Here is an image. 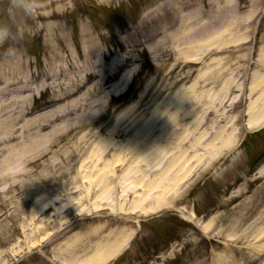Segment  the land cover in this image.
Masks as SVG:
<instances>
[{
  "label": "rangeland",
  "instance_id": "1",
  "mask_svg": "<svg viewBox=\"0 0 264 264\" xmlns=\"http://www.w3.org/2000/svg\"><path fill=\"white\" fill-rule=\"evenodd\" d=\"M43 1L0 0V68L21 72V81L30 80L35 90L46 88L30 97L28 105L32 107L52 99L53 84L59 83L75 89L74 96L64 103L86 94L88 102L100 100L101 104L94 109V115L84 108L52 123L33 146L13 152L18 158L11 163L1 160L8 152L2 149L0 173L13 178L0 184V264H27L32 258L37 262L39 254L33 252L45 245H50L47 254L52 258V248L66 242L54 240L61 225L66 227L75 221L65 229L71 235L76 233L80 222L96 223L100 218L107 222L112 211L129 208L132 216L146 219L142 224L147 227L133 235L136 241L130 240L122 248L127 254L110 264H213V249L219 255L233 254L234 264H264V171L259 173L253 167V161L264 150V130L256 133L260 138L249 137L264 125L248 128L253 116L237 118V111L247 110L249 102H264V96L261 97L264 89H254L258 75L252 74L256 71L258 48L255 33L257 28L264 30V0H183L189 3L195 21L179 42L169 36L180 25L161 28V24L169 21L177 0L174 3L165 0L170 4L163 5L155 2L149 10H144L145 7L141 12L139 9L146 0H65L64 11L50 10L47 16L41 12ZM57 16H61L62 36L46 31L45 25ZM87 28L98 43V49L89 58L84 56L85 46L80 43L81 31ZM150 29L156 32L151 35ZM48 33L55 35L57 42L60 40L59 45L54 42L48 47L67 58L64 66L51 60L53 49L47 52ZM182 46L194 51L187 52L186 58L180 56ZM7 61L12 65L7 67ZM130 70L132 74L127 81L115 87L119 83L116 79ZM135 78L136 84L130 90L129 83ZM133 94V100L124 101ZM185 96L189 99L184 110L191 112L188 121L194 123L199 119L197 123L201 122V130L209 141L219 131L235 135L234 147L221 153L217 150L218 140L209 145L213 161L205 175L214 173L216 166L221 167L216 172L218 180L211 185L212 190L222 195L215 202L232 200L228 208L221 205L212 210L214 203L209 197L198 201L199 212L214 211L218 215L215 214L217 219L209 229L213 242L199 241L191 232L193 225L185 229L183 225L175 226L176 219L163 222L155 217L161 211L141 214L139 200L147 189L141 182L134 185L142 177L140 174L130 179L133 171L129 167L136 163V158H128L131 150L127 147L135 131L128 129L138 130L150 124L158 104L170 105L164 114L169 117L175 110L171 108L173 102H182ZM117 103L125 106L116 110ZM56 107L32 116H47L45 113ZM56 126L65 127L51 136L50 130ZM108 141L119 144L123 155L115 158L113 153L109 154ZM77 143L81 148L75 152ZM15 145L13 140L7 147L13 149ZM76 153L77 158L66 161L68 155ZM23 160L29 165H23ZM115 162H119L114 166L115 172L110 173ZM28 168H32V174L25 173ZM63 169L67 174L58 177ZM204 178H198L196 183ZM129 185L137 186L136 191H130L124 198V186ZM237 189L241 193L235 194ZM235 202L239 203L234 205ZM80 212L87 217L77 219ZM207 220L204 216L199 221L204 226ZM133 224L136 230V221ZM170 233L183 246H174L168 255L165 243ZM188 241L190 245L186 246ZM223 241L236 246L233 253H226ZM31 253L34 256L30 257Z\"/></svg>",
  "mask_w": 264,
  "mask_h": 264
},
{
  "label": "bare ground",
  "instance_id": "2",
  "mask_svg": "<svg viewBox=\"0 0 264 264\" xmlns=\"http://www.w3.org/2000/svg\"><path fill=\"white\" fill-rule=\"evenodd\" d=\"M55 1V7L59 8V4L61 3L60 0ZM184 8L185 4H181L178 7L176 6L175 16L181 19L183 24H186L193 14L190 13V16L189 13L184 15ZM82 34H84L85 56L88 58L93 51H96L97 46L92 33L87 31ZM179 35V33H176L175 37ZM129 74L130 72L125 75L126 78ZM1 76H3L2 73H0V78H2ZM122 80L123 78L121 81ZM120 83L121 82H119V84ZM260 85H262L260 81L255 83L256 88H259ZM2 91L3 93H9L7 89L2 88L1 92ZM31 91L32 88L28 84H23L21 87L14 89L13 92H15L16 95H14L10 101L0 105V113L8 110L5 117L0 119V144L6 142L8 138L19 137L18 143L24 149H27L34 143V138L40 137V133L46 130L50 123L66 115L74 114V112L82 108L87 109V113L90 115H94V109L98 104H101L98 100H94L93 103L88 102L87 98H85L86 94H83V97L67 102L59 109L49 113L48 116L35 117V119L28 120L25 117L33 113L35 109H31L27 106V100L23 95ZM74 91L75 89H71L68 85L65 87H62V85L60 87H54L53 95L55 97L50 102H63L65 99L70 98L69 96H72ZM187 99L189 98L186 96L182 102H173V104L172 101H170L172 104L171 108H175V110L169 117H164V114L169 111L170 105L165 106L158 104L156 115L152 117L153 120L150 124L138 130H134V127L128 129L130 132L135 131V134L129 139L131 142L129 147L131 153H129L128 156L138 158L136 164H133L131 168L135 173L130 176V179L136 177L137 174L142 176L137 179V181H134V185L138 186L139 182H141L143 187L147 189V192L141 196L142 200H139L142 205L141 209L144 212L157 211L160 207H165V201L168 198L172 199V203H175L176 199L178 200V198H180L182 189L189 182V176L192 173L197 174V172L203 174L210 168L213 157L210 155L209 145H213V143L215 145L216 140H218L220 144L217 146V150L220 153L234 147V133L223 134L224 131H219L215 133V139L209 141V136H207L206 132L201 130V122L197 123L199 119L194 121V123L188 121V119L191 118V112H186V110H184ZM251 110H253L254 114V118H250L249 121L251 126L255 125L258 127L263 125L264 102L260 105L259 110L250 109V113ZM182 111L183 114H181ZM39 118L42 120L38 121ZM23 119L24 122L21 123ZM45 120L47 122H45ZM182 121H184V123H182ZM64 127H56L50 134L55 135L56 132L63 130L62 128ZM7 133L9 136H7ZM123 134L125 135L126 131H123ZM107 145L109 147L111 144ZM111 146L109 148L115 153V158L122 156L121 148H117L115 145ZM74 147L75 152L79 151L78 147L81 148V144ZM77 156L78 153H76V155L71 154L67 156L66 161H72L77 158ZM7 161H10V157L6 159V162ZM164 162H166L165 166L162 165ZM156 163L158 166L155 165ZM23 165L27 166L28 162L23 160ZM197 167L200 169H197ZM154 169L156 170L154 171ZM31 170L32 168H28L25 173H32ZM110 170H113L112 166ZM111 173H113V171ZM58 174V177H63L67 173L63 169V171L58 172ZM7 178L8 176H4V174L0 173V181ZM120 185H123V182ZM137 186H134V188L133 185H129L127 188L124 186L126 195H128L130 191H136L135 187ZM172 207V205L168 206V208ZM186 218L188 220H194L193 214H189ZM215 219L216 217L209 222L206 229L211 227ZM122 225L123 224H116L115 228L105 231V227H108V225L100 223L98 226L88 231H82L80 234L71 236V238L65 243H62L59 248L55 249L54 260L60 261L61 264H106L112 261V259L121 252V248L126 243V238H123V236L126 235L124 230L125 227ZM205 231L206 230H203V232ZM226 259L227 258L224 256H218L214 258V262L216 264H226Z\"/></svg>",
  "mask_w": 264,
  "mask_h": 264
}]
</instances>
